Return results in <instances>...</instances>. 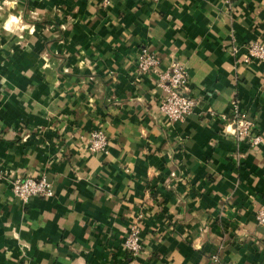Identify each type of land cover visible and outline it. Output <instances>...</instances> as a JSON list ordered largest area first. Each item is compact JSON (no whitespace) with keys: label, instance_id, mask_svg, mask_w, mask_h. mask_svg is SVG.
I'll list each match as a JSON object with an SVG mask.
<instances>
[{"label":"crops","instance_id":"obj_1","mask_svg":"<svg viewBox=\"0 0 264 264\" xmlns=\"http://www.w3.org/2000/svg\"><path fill=\"white\" fill-rule=\"evenodd\" d=\"M251 40L264 0H0V264H264V139L231 132L235 103L264 133ZM142 50L156 70H138ZM173 60L198 103L168 122ZM94 129L104 149L88 150ZM27 175L53 194L19 201Z\"/></svg>","mask_w":264,"mask_h":264},{"label":"built area","instance_id":"obj_2","mask_svg":"<svg viewBox=\"0 0 264 264\" xmlns=\"http://www.w3.org/2000/svg\"><path fill=\"white\" fill-rule=\"evenodd\" d=\"M246 47L247 52L244 60L246 62L255 60L261 64L264 77V42L251 40ZM158 65L159 59L153 53L142 50L137 56V68L141 72L154 71ZM159 84L164 88L165 93L159 100L158 108L168 122L184 119L197 105L198 98L187 93L188 72L179 60H173L168 70L159 74ZM232 117L231 132L238 139V142L243 141L248 146H253L264 139V133L255 130L253 120L241 111L235 103H233ZM107 140V135L102 129L91 130L87 148L90 151L104 149ZM12 191L19 201L26 203L33 196H51L53 187L52 183L45 177L36 178L27 175L17 177L12 181ZM255 217L258 223L264 224V205L257 208ZM138 233V224L134 223L124 237L123 245L132 254H136L140 249Z\"/></svg>","mask_w":264,"mask_h":264},{"label":"clouds","instance_id":"obj_3","mask_svg":"<svg viewBox=\"0 0 264 264\" xmlns=\"http://www.w3.org/2000/svg\"><path fill=\"white\" fill-rule=\"evenodd\" d=\"M4 3L6 5L11 6V7L15 6V0H11V3H10V0H4ZM19 22L20 21L16 16H10L9 19L7 20V22L5 23L4 27L8 31H12L13 30L12 25L19 24Z\"/></svg>","mask_w":264,"mask_h":264}]
</instances>
